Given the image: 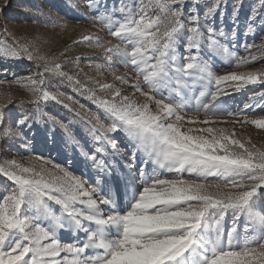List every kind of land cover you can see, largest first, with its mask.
Here are the masks:
<instances>
[{"label": "snow or ice", "instance_id": "6c2138e0", "mask_svg": "<svg viewBox=\"0 0 264 264\" xmlns=\"http://www.w3.org/2000/svg\"><path fill=\"white\" fill-rule=\"evenodd\" d=\"M83 5L76 23L114 39L81 33L73 43L103 50L90 67L111 83L81 78L79 56L61 62L70 46L49 56L39 35H17L5 19L10 0L0 4V59L35 62L29 76L0 79L23 89L27 99L18 103L31 106L9 115L11 94L0 102V264H264V145L235 131L264 130V115L250 118L264 111V71L227 70L264 60V0L251 5L243 33L255 36L259 26V41L243 43V0H232L231 28L228 0ZM36 11L43 19L32 23L68 28V20ZM65 85L98 111L83 116L65 103L72 100L60 91ZM249 85L260 87L245 92ZM241 92L242 106L225 99ZM49 101L79 118L84 144L72 121L45 110ZM34 124L60 128L86 170L76 174L71 159L62 165L36 153ZM6 141L14 156L4 155Z\"/></svg>", "mask_w": 264, "mask_h": 264}, {"label": "rangeland", "instance_id": "374dc122", "mask_svg": "<svg viewBox=\"0 0 264 264\" xmlns=\"http://www.w3.org/2000/svg\"><path fill=\"white\" fill-rule=\"evenodd\" d=\"M4 0H0L2 4ZM259 0H243V6L241 7L238 16V30H239V41L241 43L247 39L249 42L253 39L259 41L260 28L257 26L256 35L249 34L247 38L244 37L243 33L246 29V22L248 21L250 7L253 3H258ZM11 7L5 10V19L8 21V27L15 32L17 35L24 34L28 37L39 35V39L36 41L37 45L40 47L41 52H47L49 56L64 50L66 46H70V50L66 52L65 56L59 57L61 62L70 61L72 58L79 56L80 67L84 70L81 73V78L84 74L88 76L97 77L101 82H113L112 77L109 73L103 72L98 73L94 66L90 67V63L95 65L96 63L102 62V49H96L94 47H87L84 44H74V40H78L81 33H97L105 40L114 39L106 34V30L98 31V26H94L90 23H76V21H83V0H10ZM229 7L228 12L224 18V25L226 28L232 27V21L230 20L231 14V3L232 0H228ZM37 9L49 13L52 17H62L68 20V28L62 31L59 27H49L41 24L32 23L33 19H43L39 16ZM258 11L264 15V6H262ZM260 17H257L259 21ZM27 21V22H26ZM3 23V21H0ZM219 24V20L217 21ZM115 42V41H114ZM254 51V50H253ZM242 52V49H241ZM65 70L74 68L72 63L64 64ZM7 69V72L4 70ZM35 70V62L29 61L26 58L22 59H0V79H3L5 75L7 79L11 81L15 76L26 77L31 75ZM237 72H248V71H264V60H257L251 62L248 65L242 66L240 68L227 69ZM126 69L121 68L120 72L117 74H123ZM223 74V72H221ZM118 87H126L120 86ZM259 85H249L245 92L250 90L258 89ZM50 91H55V89H49ZM60 91L65 93L66 96H71L72 100H67L66 97H62L65 103H69L77 111L81 112V115L87 116L90 112L95 113L98 111L95 104H93L89 99L85 98L72 90L71 87L65 85L60 88ZM245 92L235 93L231 97H226L230 103L234 105H243L247 101V95ZM11 94L12 103L7 104L4 111L9 114H19L21 107L31 108L30 105H21L18 102L27 99L28 94L21 89L18 85L5 83L0 85V102H3L5 94ZM141 101L143 98H140ZM83 105V108H81ZM53 116L63 120L65 123L72 121L69 125L77 140L84 144L88 137L86 135L83 123L77 118L73 112L68 111L61 104H57L54 101H49L45 107ZM250 111V110H249ZM264 115V111L260 109L256 110V114L250 118H258V116ZM224 119H231L225 117ZM216 127H225L232 129L233 125L220 124ZM33 131L35 136L33 137V150L43 155L44 157H50L54 162L65 164L67 160L71 159L73 161V166L70 170L74 171L76 174H80L85 171L84 158L81 156L79 149L75 143H70L64 136V133L60 128L53 129L50 124H34ZM235 131L237 136H243L245 138L250 137L252 143L257 146L264 145V130L256 129L253 125H245L243 128L236 126ZM7 143L5 142L4 155L14 156L15 153L7 148ZM5 183L4 178L0 177V185Z\"/></svg>", "mask_w": 264, "mask_h": 264}]
</instances>
